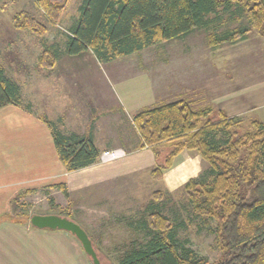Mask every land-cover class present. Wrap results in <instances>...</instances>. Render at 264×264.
<instances>
[{
  "label": "rangeland",
  "instance_id": "obj_1",
  "mask_svg": "<svg viewBox=\"0 0 264 264\" xmlns=\"http://www.w3.org/2000/svg\"><path fill=\"white\" fill-rule=\"evenodd\" d=\"M46 1L0 0V64L5 68L7 75L20 85L22 104L28 103L34 106L37 112H42L41 98L47 95L48 90L46 80L52 82L58 70L71 71L75 73L74 76L60 78H66L70 83L72 82L70 79L74 82L77 80V85L84 88L99 87L95 89L93 96L106 93L113 98V109L96 107L102 105L96 103L94 98H90L93 102L90 109L97 110V118L104 116L115 119L113 128H118L117 131H128L123 141L126 148L132 147L134 139L138 140L131 121L135 109L125 108L126 115L130 118L125 117L123 108L121 109L115 99L120 94L118 85L128 86L131 93L144 92L145 97L147 96L145 102L150 105L187 99L195 107L210 105L215 111L223 107L224 110L227 109L225 113L237 117L233 129L239 130L240 133L250 131L253 120L261 121L262 118L264 120L263 97L258 98L256 101L258 106L252 109L232 107L235 89L244 86L246 82L248 84L249 78L264 80V35L255 30L247 10L238 13V19H233L230 12L223 13V20L214 25L218 33L230 28L247 27L250 32L245 40L213 47L207 37L209 30L201 27L186 37L160 42L112 62H102L90 50L78 55L66 53V42L71 28L80 16L79 9L83 0H49L53 4L61 5L59 14L56 11L47 12L44 4ZM234 1L237 4L239 0ZM243 3L247 6V2ZM257 8L261 10L260 7ZM25 21L28 22V26H23ZM17 23L21 25L16 26ZM54 46L60 49L61 56L54 65L48 66L41 57ZM48 73L55 75H47ZM67 81L64 82L66 88ZM86 92L89 94L88 90ZM75 95H82V92ZM74 99L77 101L76 97L71 100L75 101ZM116 117L125 118L119 122ZM40 118L42 119V116ZM107 126L104 119H100L96 123L97 133L103 135V128ZM107 142L114 144L116 139ZM140 149L141 151L131 155V158L141 157L143 165L148 168L147 152ZM170 151L171 147L168 145L160 147L156 166L164 162ZM182 156L187 158L186 162H183L184 170L178 172L176 176L172 175L165 182L153 177L150 168H146L145 176L140 175L145 181L144 183L140 181L142 186L138 189L125 184L119 187L118 180L123 177H117L114 187H110L108 204L103 205L105 208L99 199L98 201L94 199V193L97 191L94 187L93 190L92 188L87 191L78 190L72 198L64 196L63 191L59 192L52 188L50 196L47 195L49 194L47 189L20 194L16 200L17 216L31 218L37 213L58 214L57 212L64 209L71 217L72 212V216L77 218L93 239L102 264H118L119 250L135 240L147 238L149 229L145 225L146 221L162 225L161 220L151 216L152 213L160 212L169 219L181 241L205 257L209 263H214L222 257L214 232L216 222L205 219L195 211L184 188L191 175H195L193 178H199L209 165L195 150H187ZM182 156L176 159L169 171L177 172ZM128 157L130 156L127 152L126 157L110 163H96L93 169L112 167ZM80 197L85 198L86 202L85 200L73 202ZM51 198H54V203L51 202ZM73 237L81 245L74 235ZM87 258L91 262L88 255Z\"/></svg>",
  "mask_w": 264,
  "mask_h": 264
},
{
  "label": "trees",
  "instance_id": "obj_2",
  "mask_svg": "<svg viewBox=\"0 0 264 264\" xmlns=\"http://www.w3.org/2000/svg\"><path fill=\"white\" fill-rule=\"evenodd\" d=\"M234 2L83 0L80 16L66 42V53L78 55L90 50L98 60L112 62L160 42L186 37L201 27L209 30L207 37L213 47L235 43L245 40L250 29L230 28L218 33L214 25L223 20L226 12L238 19V13L244 10L251 16L255 30L264 35V0ZM44 4L47 12L60 13L61 5L49 0ZM27 21L23 26H28ZM60 56V49L54 46L41 58L52 66ZM9 104L22 105L21 88L0 64V108ZM42 119L51 130L58 156L68 172L96 164L101 150L91 131L65 134L47 117ZM132 121L139 133V148H151L158 158L160 147H171L164 162L151 171L156 179H163V171L184 150L197 151L208 163L204 173L188 179L184 188L195 211L216 222L214 232L222 257L209 263L177 237L166 216L155 212L151 216L161 220L162 225L146 221L147 238L119 250L117 263L264 264V123L255 119L250 131L240 133L233 129L236 116L230 117L222 109L215 111L210 105L195 107L187 99L145 107L132 116ZM52 188L61 189L68 197L65 183L48 186V196ZM57 213L70 218L64 209Z\"/></svg>",
  "mask_w": 264,
  "mask_h": 264
},
{
  "label": "crops",
  "instance_id": "obj_3",
  "mask_svg": "<svg viewBox=\"0 0 264 264\" xmlns=\"http://www.w3.org/2000/svg\"><path fill=\"white\" fill-rule=\"evenodd\" d=\"M47 75L55 74L48 73ZM74 75L75 73H71V71L58 70L55 75L56 78H52V82L46 80L48 90H46L47 95L41 98L40 106L43 111L40 113L28 103L21 106L9 104L0 108V264H91L87 254L83 251V247L75 241L73 235L68 231L36 228L26 217L17 216L16 200L21 192L26 193V191L34 189L44 190L50 185L65 183L68 197L71 196L72 198L78 190L86 189L87 191V189L92 188L93 190L95 188L97 191L94 193V199L96 198V201L99 199L103 206L108 204L107 197L111 188L114 187L113 184L117 177H123V179L118 180L117 185L119 187L125 184L138 189L145 181V178H140L141 174L145 176L147 168L142 163L143 159L135 156V158H131V155L141 151L138 147L139 133L132 119L138 140L134 139L132 147L126 148L123 141H125L124 137L126 138L128 131H117L118 128H113L115 119L104 118V116L97 118V110L91 111L90 109L93 106L90 98H94L96 103L102 105L96 107L106 110L113 109V98L106 93L93 96L95 89L99 87L84 88L77 85V80L74 82L73 79H70L72 81L70 83L66 78H60L61 76L71 77ZM250 79H248V84L246 82L244 86L235 89V100L232 102L234 109L240 107L252 109L258 106L256 102L258 98H264V80ZM66 81L67 87L71 90L66 88L64 84ZM118 86L120 94L115 99L121 109H124L122 111L125 113V117L130 118L129 115H126L125 108L135 109V114L145 107L153 106V104H146L147 96L145 97L144 92L131 93L128 91V86ZM87 90L89 94H87ZM77 92H82V95H75ZM73 95L75 96L73 97ZM75 97L77 101L76 99H74L75 101L71 100ZM64 100L66 101L64 102ZM222 110L227 109L224 110L222 107ZM226 114L233 117V115ZM41 116L54 122L57 128L65 134L83 135L91 131L95 145L99 150L122 147L128 150L130 157L112 167L93 169L96 166L93 164L68 172L58 156L51 130L47 123L40 118ZM124 118L116 117V120L120 122ZM100 119H104L105 124L108 125L103 128V135H99L96 131V123ZM261 122L264 123L263 118ZM113 138L116 139V143L109 144L107 141ZM142 151L147 152L148 168L150 171L153 170L156 166L157 157L147 147L142 148ZM185 152L187 150L177 155L173 164ZM182 157L177 172L176 170L169 171L173 166L172 164L171 167L163 171L162 181L165 182L172 175L176 176L179 174L178 172L184 170L183 162H186L187 158ZM82 172L86 173L83 174ZM193 176L195 175H191V178ZM54 190L62 191L59 188ZM79 200L83 201L85 198L80 197L73 202L77 203ZM103 208L105 207L103 206ZM108 210L110 209L108 208ZM70 218L79 223L77 218L72 216V212ZM79 224L81 225V223Z\"/></svg>",
  "mask_w": 264,
  "mask_h": 264
},
{
  "label": "water",
  "instance_id": "obj_4",
  "mask_svg": "<svg viewBox=\"0 0 264 264\" xmlns=\"http://www.w3.org/2000/svg\"><path fill=\"white\" fill-rule=\"evenodd\" d=\"M30 222L34 227L40 229L68 231L80 241L85 253L92 259L93 264H102V261L94 247L93 241L87 231L79 223L72 220L68 216L56 213H37L31 216Z\"/></svg>",
  "mask_w": 264,
  "mask_h": 264
},
{
  "label": "built area",
  "instance_id": "obj_5",
  "mask_svg": "<svg viewBox=\"0 0 264 264\" xmlns=\"http://www.w3.org/2000/svg\"><path fill=\"white\" fill-rule=\"evenodd\" d=\"M126 156L127 151L124 148H107L101 151L96 163H110L122 159Z\"/></svg>",
  "mask_w": 264,
  "mask_h": 264
}]
</instances>
